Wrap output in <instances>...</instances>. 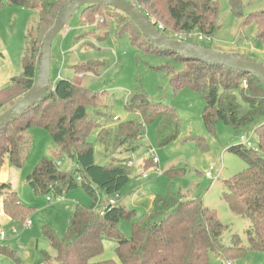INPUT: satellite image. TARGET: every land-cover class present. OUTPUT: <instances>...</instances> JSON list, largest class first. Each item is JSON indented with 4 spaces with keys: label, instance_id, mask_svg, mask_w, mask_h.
Segmentation results:
<instances>
[{
    "label": "trees",
    "instance_id": "obj_1",
    "mask_svg": "<svg viewBox=\"0 0 264 264\" xmlns=\"http://www.w3.org/2000/svg\"><path fill=\"white\" fill-rule=\"evenodd\" d=\"M71 1L6 0L10 6L36 10L38 24L36 35L29 30L25 36L21 76L12 77L8 85L0 89V109L11 107L33 88L43 38ZM125 1L153 22L160 34L170 39L210 49L190 40L189 36L196 33L205 41L212 39L219 29L216 0ZM228 1L232 14L241 17V0ZM108 10L130 26L128 30L116 25L118 36L125 34L131 44L145 46L147 51L171 58L183 66L178 72L165 67L170 86L174 92L187 88L201 95L204 102L201 117L209 133H214L217 123H222L230 127L235 136L249 137L253 147L244 144H229L227 147L228 152L246 163L247 170L224 182L221 200L232 214L247 219L248 249L264 254V85L253 74L186 59L153 47L127 16L111 7H83L79 10V20L84 25L94 23V15ZM248 23L255 24V38L264 47V10L245 16L243 24ZM104 24L96 26L107 28L108 25ZM215 51L255 61L240 50ZM257 63L264 65V62ZM100 67L98 62L75 65L71 80L60 79L53 87L49 85L41 101L0 128V168L5 161L22 168L31 149L28 131L34 126L41 128L51 136L58 155L53 159L42 158L26 177L27 185L37 196L50 193L63 196L80 188L92 201L88 207L81 204L73 206L63 237H58L48 227L42 228L43 237L55 252L53 259L43 252L45 264H209L211 253L222 260L228 259L226 263L231 264V260L243 257L247 250L238 237L232 246L223 244L222 235L226 227L219 221L215 210L205 207L199 198H189L169 188L165 195L153 197L150 210L139 220H135V211L119 204V192L133 173L131 166L126 165L130 158L112 155L110 159L104 158L102 164L96 163L91 135L97 131V141L102 146L101 156L107 157L109 152L121 147H130L128 151H133V141L143 134L144 126L148 124L154 125L157 145L168 144L177 137L178 119L171 106L149 102L136 94L126 108L136 112L139 119L116 122L118 119L101 104L97 93L82 84L86 74L98 75ZM110 123L118 124L110 128ZM62 155L73 163L67 171L58 168L60 163L57 159ZM152 160H145L141 170L155 166ZM179 171L170 169L166 175L173 178L179 175ZM99 192L108 198V202L96 208ZM0 199L1 212L14 221L24 224L33 212L32 207L18 200L9 183H0ZM111 199L113 204L109 203ZM99 210H102V215ZM122 220L132 221L128 237L117 230ZM105 240L113 243L114 258L97 260L104 252ZM0 254L12 256L5 247H0Z\"/></svg>",
    "mask_w": 264,
    "mask_h": 264
},
{
    "label": "rangeland",
    "instance_id": "obj_2",
    "mask_svg": "<svg viewBox=\"0 0 264 264\" xmlns=\"http://www.w3.org/2000/svg\"><path fill=\"white\" fill-rule=\"evenodd\" d=\"M216 2L219 6V29L213 38L204 41L194 33L189 39L212 50H240L255 61L263 62L264 47L255 38L256 26L254 23L243 24V19L248 14L264 10V0H241V17L232 14L228 0ZM79 17L80 11H77L52 43L50 86L53 87L60 79L71 80L75 65L98 62L101 64L97 69L98 75L86 74L82 84L97 93L101 104L118 119L116 122L139 119L136 112L126 108L136 94L142 95L149 102L171 106L178 119L177 137L168 144L158 146L154 138V125L148 124L144 126L143 134L133 141V151H128L130 147H121L109 152L107 157L101 156L102 146L97 141V131L91 135L96 163L102 164L104 158L110 159L112 155L121 159L130 158L126 165L131 166L133 173L119 192V204L135 211V220H139L150 210L152 197L165 195L169 188L186 197L199 198L205 207L215 210L219 221L226 227L222 235L223 244L232 246L238 237L240 244L247 250L243 257L231 260V264H264L262 252L248 249L245 234L249 225L247 219L232 214L221 200L224 182L247 170L246 163L228 152L227 147L229 144H243L244 141L222 123L215 125L214 133L206 130L201 117L204 107L201 95L187 88L174 92L170 86L165 67H172L174 72H178L183 66L171 58L147 51L145 46L131 44L125 34L118 36L116 25L129 30L127 21L109 10L94 15V23L87 25L82 24ZM102 23L108 25L107 28L96 26ZM37 24L36 10L10 6L6 0L0 2V89L7 86L12 77L21 76L25 36L29 30L36 35ZM9 107L0 109V115ZM118 123H110L108 127L112 128ZM28 135L31 137V149L23 167L17 168L5 161L0 168V183H9L18 200L33 208L28 218L31 224L24 227L23 223L5 216L1 212L0 199V232L4 234L0 236V247H5L12 255L0 254V264H45L43 252L53 259L55 252L43 237L42 228L52 229L61 238L66 232L71 208L75 204L86 207L91 204V198L80 188L63 196L51 193L37 196L32 192L26 177L42 158L53 159L58 154L55 153L57 146L47 131L34 126ZM154 158L156 162L152 160ZM57 160L61 171H67L73 166L66 155L59 156ZM145 160H152L153 165H156L142 171ZM170 169L180 170L179 175L170 178L166 175ZM207 172L215 179H207ZM47 198L51 200L50 203H47ZM107 202L108 198L99 192L96 208ZM131 222L120 221L117 230L128 237ZM103 244L104 252L97 260L114 258L113 243L105 240ZM227 261L214 253L209 254V264H225Z\"/></svg>",
    "mask_w": 264,
    "mask_h": 264
},
{
    "label": "water",
    "instance_id": "obj_3",
    "mask_svg": "<svg viewBox=\"0 0 264 264\" xmlns=\"http://www.w3.org/2000/svg\"><path fill=\"white\" fill-rule=\"evenodd\" d=\"M88 5H103L123 13L133 22L148 43L157 49L166 50L186 59L200 61L205 64L223 66L234 71L253 74L264 85V65L241 57H236L232 54L218 52L188 42L167 38L159 33L154 27L153 22L125 0H73L62 9L54 24L43 38L40 51L41 58L33 88L0 115V128L15 120L46 96L50 85V54L52 43L57 35L64 30L73 15Z\"/></svg>",
    "mask_w": 264,
    "mask_h": 264
},
{
    "label": "built area",
    "instance_id": "obj_4",
    "mask_svg": "<svg viewBox=\"0 0 264 264\" xmlns=\"http://www.w3.org/2000/svg\"><path fill=\"white\" fill-rule=\"evenodd\" d=\"M158 28H159V29H162V26H159ZM243 83H244V82H243ZM114 119H115V118H114ZM240 139L244 141L243 144H244L245 146H247V147H253V146H252V143H251V141H250V139H249V137L241 136ZM254 150L256 151V148H254ZM153 161L156 162V161H155V158L153 159ZM205 177H206L207 179H212V180L215 179V178H213V176H212L210 173H208V172L205 173ZM47 202L50 203L51 200H50L49 198H47ZM109 203H110V204H113V203H114V200H112V199L109 200ZM99 213H100V215H102V210H99ZM30 224H31V222L28 220V221H26V222L24 223V227H29ZM12 233H13V234H16V231L13 230ZM0 236L3 237L4 234H3L2 232H0ZM225 264H230V263H225Z\"/></svg>",
    "mask_w": 264,
    "mask_h": 264
},
{
    "label": "crops",
    "instance_id": "obj_5",
    "mask_svg": "<svg viewBox=\"0 0 264 264\" xmlns=\"http://www.w3.org/2000/svg\"><path fill=\"white\" fill-rule=\"evenodd\" d=\"M262 61L264 62V59H263ZM74 192H75V191H74ZM152 199H153V197H152ZM151 202H152V200H151ZM47 203H48V202H47ZM91 203H92V201H91ZM90 205H91V204H90ZM90 205H89V206H90ZM85 207H86V206H85ZM87 207H88V206H87ZM72 210H73V207L71 208V212H72ZM71 212H70V213H71ZM12 231H13V230H12Z\"/></svg>",
    "mask_w": 264,
    "mask_h": 264
}]
</instances>
